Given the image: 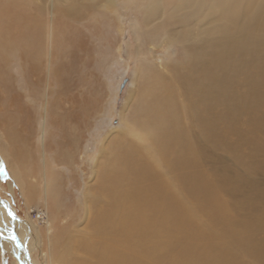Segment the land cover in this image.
Listing matches in <instances>:
<instances>
[{"label": "rangeland", "instance_id": "374dc122", "mask_svg": "<svg viewBox=\"0 0 264 264\" xmlns=\"http://www.w3.org/2000/svg\"><path fill=\"white\" fill-rule=\"evenodd\" d=\"M30 1L35 2L31 7L40 15L44 4ZM98 1L105 0H92L88 5H98ZM115 1L117 6L122 4V0ZM213 3L205 0V7ZM171 6L166 3L167 9ZM11 11H18L16 4L9 6V14ZM90 14L60 22L52 48L46 38L41 40L45 46L39 48L37 63L0 60V264H57L65 245L70 259L65 264H93L94 253L82 248L80 242L96 206L90 201L92 195L96 204L108 203L102 173L96 177L97 162H109L113 146L141 160L133 155V148L144 153L147 138L163 134L165 122L178 123L181 138L196 149L198 159L189 166L176 167L159 162L157 149H153L158 159L152 163L155 178L147 181L151 189L131 191L122 174L115 186L120 206L118 218L115 216L118 220L125 212L134 223L129 235L127 230L118 231L124 264H264V126L253 124L258 118L264 123L263 91L259 93L262 97L247 102L244 110L240 107L234 121L219 119L215 135L221 137L207 141L203 123L194 120L193 103L198 96L187 83L190 72L185 62L191 54L184 44L196 39L208 14L204 11L186 25L189 33L185 41L168 34L183 25L171 17L162 23L153 19L149 29L144 23L140 35L126 22L130 12L121 14L122 23L96 6L90 7ZM119 24L123 25L121 33ZM158 75L168 84L171 104L161 121L132 111ZM247 76L248 71L240 87L242 94L250 85ZM219 109L216 105L214 112ZM43 118L47 131L40 129ZM131 130L142 140L133 137ZM9 162L21 166V172L29 170L27 181L35 193L22 196ZM40 169L55 179L53 187L51 183L47 186L49 193ZM183 171L192 175V181L186 180ZM34 212L44 215L38 218ZM48 221L58 227L54 229L57 240L48 239ZM31 222L42 228L40 234ZM15 223L30 234L24 242L14 232Z\"/></svg>", "mask_w": 264, "mask_h": 264}, {"label": "bare ground", "instance_id": "6f19581e", "mask_svg": "<svg viewBox=\"0 0 264 264\" xmlns=\"http://www.w3.org/2000/svg\"><path fill=\"white\" fill-rule=\"evenodd\" d=\"M91 1L92 0H41L39 2H42L45 8L40 15H37L31 7V4L35 3L34 1L0 0V60L2 59L3 62L4 60L6 62L8 60L9 62L10 58H15L22 63L26 61L27 64L30 63L32 65L37 63L40 56L39 48L45 46L41 40L46 38L47 45H50L52 48L57 25L60 22L66 24L74 18L90 14L91 6H96L97 8L106 10L115 15L118 23H122V13H132V16L126 15V22L133 32L135 29L139 30L140 35L144 33V29L141 28V26L144 27V23L146 24L145 28L149 29L153 19H159V23H162L167 20L168 17H171V19L177 23L183 25L179 30H174L168 34H171L175 39L179 38L183 41L186 40L189 33V29L186 25L197 16L202 15L205 11L206 14H208L205 16L206 24L200 26L199 35L195 40H191L190 43L187 42L184 44L185 50L189 51L191 54L187 57L185 62L186 68L190 72L187 83H189L193 94L196 93L198 96V100H195L193 103V111L195 113L194 120L203 123L202 132L205 139L211 141L215 136L221 137L215 135L217 132L215 123L219 119L234 121L238 118L236 112H239L240 107L244 110V105L247 102H255L256 97H262L259 93L261 91L264 93V0H214V3L210 7H205V0H131L129 5L128 0H122V4H120V6L123 5L121 7L122 10H119L120 6H117L115 0H105L103 3L98 1V5L97 3L88 5ZM86 3L87 6H85ZM166 3H170L172 6L167 9ZM15 4L18 11H11L9 14V6H14ZM10 9H12V7ZM88 9L89 12H87ZM166 9L167 11H165ZM43 30L45 34L42 33ZM122 30L123 25L119 24L117 31L121 33ZM49 52H51V49ZM38 63L40 65V62ZM18 65L20 64L18 63ZM165 68L169 72L172 70V68ZM247 71L250 73V76H247L250 80V85L242 94L240 87L243 81H245ZM158 78L159 79L153 78V80H151L139 104L134 110L132 109L133 112H142L146 119L152 117L155 121H161L171 108L168 84L164 80H161L159 75ZM157 90L162 95H159ZM7 97L8 96L4 98L6 99ZM260 100L262 101V99ZM5 102L3 103L5 104ZM216 105L220 107V113L214 112ZM0 108L2 107L0 106ZM44 110L45 103L43 102L42 113L45 112ZM42 113L41 116H43ZM10 119H12V117ZM261 122L263 121L258 118L253 124L262 128L264 123ZM12 123H14V121ZM43 123L44 118L43 122L40 124V129L45 131L46 128L43 127ZM233 123L235 122L230 123L229 126L231 127ZM4 126H6V124ZM164 128L165 131L163 134L147 138L148 143H146L145 147L147 149H145L144 153L133 148V155L140 156L141 160L133 158L128 151L126 152L123 149H118V146H113L109 148L110 161L106 163L103 162L102 164L97 162L95 166V172L97 173L96 177H98L100 172L102 173L105 189L107 192L109 191L107 193L108 203L106 200L107 204L102 202L96 204L95 195H92L90 201L96 206L92 213V217L89 218L90 220L87 222V224L89 223V230L87 229L88 232L84 231L87 234L84 235L83 240L80 242L82 248L86 250L88 248L94 253L95 256L91 254L90 259V261L95 259L93 264H124L125 261L123 258H120L119 254V248L121 246V241H118L119 232L123 233V230H127V234L129 235V230L133 228L134 223L127 218L125 212L117 220L120 206L115 186L119 184L122 174L126 175L124 177L125 185H127L131 191L135 188L151 189V184L147 181L154 180L155 178L156 170L152 163L154 160L158 159V156L159 162H169L176 167L189 166L191 162L198 159L196 149L181 138L178 123L165 122ZM13 130L12 132L14 133L15 131ZM130 132L133 137L142 140L140 134L132 130ZM153 149H157L158 156L153 155ZM28 151L29 150H26V152ZM18 154L20 155V153ZM11 155L13 154L11 153ZM24 160L26 159L24 158ZM28 160H30V158ZM9 163H11V166L14 164L13 162ZM20 167L18 166V169L13 165L11 168L12 173L17 179V183L20 185L21 193H23L22 196L26 198L29 194L32 195V191L35 188L33 189V187L30 186L31 183L27 181V177L31 175L29 170L27 172L22 171V173ZM47 168L48 167H46V169ZM163 174L165 175V172ZM48 175L46 171L43 173L40 169V177L46 184L45 191L47 193H49L48 184L51 183L53 187L52 184L55 181L52 176L50 178ZM157 175L160 176L158 171ZM182 175L187 181H192L193 179L192 175L187 173V171H183ZM36 180L38 179H34V181ZM97 181H99V178H97ZM34 184L37 183L34 182ZM52 187H49V189L51 190ZM95 191L98 192V190ZM33 193L35 192L33 191ZM4 220L8 224L6 216H4ZM31 226L40 234L42 228L35 225L33 222H31ZM13 227L14 232L21 239V242H24V239H26L25 237L30 235L28 231L25 230L24 227L18 225V223H15ZM55 228L58 227L54 225V222H47L46 229L49 240H57L58 234H54ZM4 244H6V242H4ZM53 244L55 245L54 242ZM50 248L53 250L52 247ZM11 251L13 254H16V248L13 244ZM68 253L69 247L65 245L61 253L57 256L56 263H69L70 259ZM52 254L54 253L51 252L50 255L52 256ZM19 257L22 259L24 258L22 254H20ZM85 260L87 262V259ZM129 261L130 260H127V262ZM30 263L35 264V262L32 261H30Z\"/></svg>", "mask_w": 264, "mask_h": 264}, {"label": "built area", "instance_id": "2783aa9c", "mask_svg": "<svg viewBox=\"0 0 264 264\" xmlns=\"http://www.w3.org/2000/svg\"><path fill=\"white\" fill-rule=\"evenodd\" d=\"M34 214L38 218H42V215H44V213H39V212L38 213L34 212Z\"/></svg>", "mask_w": 264, "mask_h": 264}, {"label": "snow or ice", "instance_id": "6c2138e0", "mask_svg": "<svg viewBox=\"0 0 264 264\" xmlns=\"http://www.w3.org/2000/svg\"><path fill=\"white\" fill-rule=\"evenodd\" d=\"M9 215L14 216V213H12L11 211H9ZM13 239H15V237L13 236Z\"/></svg>", "mask_w": 264, "mask_h": 264}]
</instances>
